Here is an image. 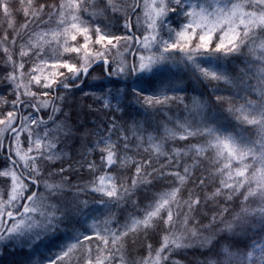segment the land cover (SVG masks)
I'll list each match as a JSON object with an SVG mask.
<instances>
[{"label": "trees", "instance_id": "obj_1", "mask_svg": "<svg viewBox=\"0 0 264 264\" xmlns=\"http://www.w3.org/2000/svg\"><path fill=\"white\" fill-rule=\"evenodd\" d=\"M212 1L0 0V264H264V0Z\"/></svg>", "mask_w": 264, "mask_h": 264}, {"label": "rangeland", "instance_id": "obj_2", "mask_svg": "<svg viewBox=\"0 0 264 264\" xmlns=\"http://www.w3.org/2000/svg\"><path fill=\"white\" fill-rule=\"evenodd\" d=\"M245 18L247 21H249V23L259 20L257 17H255V15L247 16L244 11H242L236 6L225 8L224 4L221 1L213 0L212 2H209L208 4L203 5L198 9L192 11L189 18L190 22L186 24L191 27L192 31L200 29L205 35L211 34L212 31H214L216 28H219V26L224 25L226 27V39L223 43H226V41H230L232 38H235V28L237 27V25L244 22ZM192 31L190 33H193ZM88 56L89 55H85L84 58L86 59L88 58ZM152 61H154V59H152L149 55L145 58H140L137 64L138 70L141 72L150 71V69L153 68ZM123 67H125V64H123ZM34 118L35 117L33 115H28L26 117L27 123L32 122ZM26 128V124L22 126L23 130ZM17 138H19V136H17ZM18 152L21 160L24 161L25 153H21L20 151ZM18 186L21 188L22 185L20 182L17 181V186L15 184L17 190L16 192H18ZM97 190L101 191L102 193H111L114 191V185L108 175L101 176L97 180ZM16 192L12 190V192H10L9 197L6 198L5 202L0 203V226L2 217L7 213L6 208L10 207L11 203H13V200L17 197ZM26 208L28 209L27 213L36 212L33 207L27 206ZM30 220L31 219L27 218L26 216H22L21 219L16 218V221H14L13 223V228L17 229L18 231H23L30 226L28 225V221Z\"/></svg>", "mask_w": 264, "mask_h": 264}, {"label": "water", "instance_id": "obj_3", "mask_svg": "<svg viewBox=\"0 0 264 264\" xmlns=\"http://www.w3.org/2000/svg\"><path fill=\"white\" fill-rule=\"evenodd\" d=\"M128 22H129V20H128ZM128 28H129V30H131L130 24L128 25ZM137 42H138V39H137ZM99 63H103L104 67L107 66V61H106L105 59H99V60L95 61L94 63H92V65H90V66H88L87 68H85V71L83 72V74H85V72L88 71L91 67H93L94 65L99 64ZM63 87H66V88H67V87H70V86H68V85H63ZM50 114H51V111H50V113H49V116H50ZM48 118H49V117H48ZM19 127H20V121H18V123H17V125H16V129H18ZM6 150L8 151V147H6ZM9 159H10V161L13 162V159H12V158L9 157ZM21 212H27V210H26L25 208H23V209H22L19 213H17V214H12L11 211H8V212L6 213L5 225L8 223V221L10 220V218H14V217L19 216V214H20Z\"/></svg>", "mask_w": 264, "mask_h": 264}]
</instances>
